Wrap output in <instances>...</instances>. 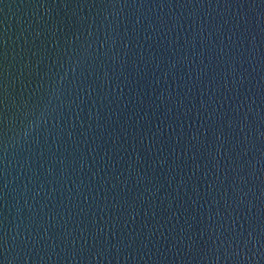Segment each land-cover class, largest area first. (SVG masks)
<instances>
[{"label":"water","instance_id":"water-1","mask_svg":"<svg viewBox=\"0 0 264 264\" xmlns=\"http://www.w3.org/2000/svg\"><path fill=\"white\" fill-rule=\"evenodd\" d=\"M0 264H264V0H0Z\"/></svg>","mask_w":264,"mask_h":264},{"label":"clouds","instance_id":"clouds-1","mask_svg":"<svg viewBox=\"0 0 264 264\" xmlns=\"http://www.w3.org/2000/svg\"><path fill=\"white\" fill-rule=\"evenodd\" d=\"M39 124L33 125L32 122H29L27 130L23 133L25 137L29 135V133L34 129V127H38Z\"/></svg>","mask_w":264,"mask_h":264}]
</instances>
